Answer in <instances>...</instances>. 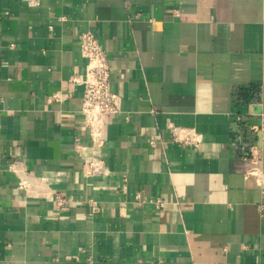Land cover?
<instances>
[{"label":"crops","instance_id":"crops-1","mask_svg":"<svg viewBox=\"0 0 264 264\" xmlns=\"http://www.w3.org/2000/svg\"><path fill=\"white\" fill-rule=\"evenodd\" d=\"M81 31L118 97L93 175ZM262 112L264 0H0V264H264Z\"/></svg>","mask_w":264,"mask_h":264},{"label":"built area","instance_id":"built-area-1","mask_svg":"<svg viewBox=\"0 0 264 264\" xmlns=\"http://www.w3.org/2000/svg\"><path fill=\"white\" fill-rule=\"evenodd\" d=\"M78 45L81 56L85 60L84 70L70 78V82L82 87L80 111L84 118V127L90 130V143L85 144L79 137L73 141V148L82 161L85 174H101L105 168V160L99 151L102 145L100 129L103 118L117 113L118 97L110 89L111 70L105 51L97 37L90 31L78 34ZM259 136L264 145V112L260 113L259 123L251 128ZM258 148L251 146L244 149L243 158L255 166L258 163ZM255 168V167H254ZM249 173L251 168L247 170ZM65 198L57 195L55 204L64 206ZM93 210L96 206L90 204ZM162 207V202H156Z\"/></svg>","mask_w":264,"mask_h":264}]
</instances>
